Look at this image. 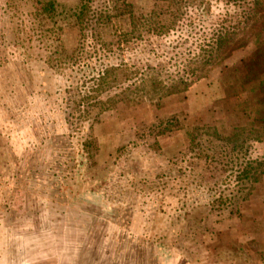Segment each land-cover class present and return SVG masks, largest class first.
<instances>
[{
  "label": "rangeland",
  "instance_id": "obj_1",
  "mask_svg": "<svg viewBox=\"0 0 264 264\" xmlns=\"http://www.w3.org/2000/svg\"><path fill=\"white\" fill-rule=\"evenodd\" d=\"M36 1L0 0V264H49L58 249L68 264H264V177L251 200L237 206L239 215L210 214L214 180L187 172L183 182L189 203L206 216L200 222L214 235L192 231L198 217L190 226L192 216L188 225L168 230L148 220L157 205L153 191L158 183L180 182L181 171L164 166L188 150L190 128L214 129L224 136L239 129L246 155L264 162V93L257 79V74L264 78V62L258 67L264 57L257 54L258 44L252 40L240 46L205 74H189L190 58L215 37L232 13L230 5L210 0L211 12L195 11L168 34L125 44L127 10L149 13L163 3L95 0V13L108 7L112 17L103 22L104 30L99 28L106 38L101 44L96 43L99 22L86 38L72 16L61 23V31L55 30L57 23L51 27L34 12L43 4ZM59 1L70 10L74 0ZM55 34L67 49L75 48L79 38L86 40L78 61L58 58ZM122 63L134 79L99 98L127 89L126 96L135 102L117 98L92 124L95 78ZM153 72L189 77L191 84L159 105L138 89L144 88L143 78L150 83ZM171 117L178 118L180 128L159 136L162 149L153 151L155 139L146 126ZM203 140L209 147L217 141L212 136ZM90 149L102 163L112 160L92 168ZM221 156L230 158L225 152ZM165 171L167 176L153 184ZM141 198L144 206L137 203ZM165 230L170 231L167 242H156L155 234Z\"/></svg>",
  "mask_w": 264,
  "mask_h": 264
},
{
  "label": "trees",
  "instance_id": "obj_2",
  "mask_svg": "<svg viewBox=\"0 0 264 264\" xmlns=\"http://www.w3.org/2000/svg\"><path fill=\"white\" fill-rule=\"evenodd\" d=\"M159 1L158 5L163 3L162 6H157L149 13L144 12L142 14H136L131 10H127L128 12L126 15L130 20V30L125 33V37L122 38L121 41L125 44H131V42L139 41L146 36H161L163 34H168L176 30L181 23L191 16V14L193 15L195 11L205 13L211 12L212 9L210 0ZM224 1L227 5H230L232 13H227V18H225L222 27L217 31L215 37L203 42L201 44L203 46H200V51L194 57L190 58L191 61H189L188 64L192 68L189 74L196 75L198 72L203 71L205 74L211 71L217 65L223 63L225 58L230 56L232 51L240 46L247 45L252 40L258 44V56L264 57V0ZM65 2L59 0H37L36 3L43 4L40 5V9L37 11L34 10V12H36V15L40 19L42 18V22L43 20L48 21L51 27L53 24L57 23L55 24L57 26L55 30L59 29L60 31L63 29L61 23L72 16L80 36L85 38L87 35L86 31L89 30L94 23L99 22L97 23L99 25L97 28L98 32H101H99L96 43L105 41L104 39L106 38H103L102 30L106 28V25L103 22H110L112 20L108 7L105 9V13L102 10L95 13V0H74L70 10H67ZM126 7L128 8V6H125V8ZM101 13L102 15H100ZM100 27H102V30L99 29ZM59 34H55L56 38H54L58 41V58L65 59L66 61L77 59L78 61L85 50L86 40L84 38H79L75 48L67 49V46H63V40ZM61 53H63V55ZM263 62L264 61L261 62L260 60L258 66L260 70L263 68ZM64 65H67V63L64 62ZM161 68L164 69V71L167 70V68L163 66H161ZM152 70L158 73H162L163 71L157 70L155 67H152ZM153 74L154 75L149 81L150 83L146 84V79L143 78L144 88L138 89H140L139 92L144 90V94L147 95L152 102L159 103V105L167 97L180 91L187 90L191 84L188 81L189 77L170 76L168 74L163 77V75H155L154 72ZM132 79H134V75H132L131 70L123 63L120 64V66L114 65L113 67H109L100 75L99 79L95 78V85L91 90L92 95L96 98L92 104V112H96V110L97 112L94 113L95 116H92V121H94L92 124L99 120L103 112L111 109L109 106L113 107L112 103L114 100H117V98L121 99L118 100L121 101L120 103L135 102L133 96L132 98L126 96L127 89H124L121 93L117 91L118 95L115 94L107 99L99 98L101 93L117 88L120 84L127 83ZM257 79L260 80L259 89L264 93V78L261 77V74H257ZM131 95L129 96L131 97ZM146 128L150 136L155 139L151 144L152 150L160 152L162 148L159 143V136L168 135L178 130L180 128V121L176 117H171L146 126ZM186 136L189 141L188 150L177 158L170 159L169 163L164 166L166 170L177 168L181 171L180 178L176 180L180 182L176 183L174 186H168L167 183L162 180L167 176L166 171L163 174L159 173L157 179L153 182V184H157V182L162 180L161 184L158 183L160 186L156 187L158 189L153 191V193L158 195L156 200L157 205L152 206L150 212L151 217L148 220L153 227L165 225L168 230L177 224L185 225L187 222L188 225L189 219L192 216L189 222L190 226L193 218L197 219L198 217L195 226L193 228L190 227L192 231L200 232V234L214 235L216 234L215 232H208L211 227H203L200 222L206 216L198 211L194 205L189 203L190 197H188L187 185L183 182L184 179L186 182L189 176L187 172H191L190 175L194 178L198 177L202 181L205 179L214 180L210 190L215 191L216 195L214 199L209 202L208 209L210 214L216 212H224V214H227L229 212L239 215L241 210H238L237 206L244 205L251 200L254 193L253 190L256 189V186L264 177V170H262L264 162L259 158L254 159L246 155L244 152L246 140L242 142V133H239V129L230 136H224L217 130L208 128L203 129V127L197 126L188 129L186 131ZM206 136H212L217 139L215 146H213V142L209 143L210 147L207 146L206 142L203 140V137ZM243 144L244 146H242ZM241 149H243V152ZM224 152L230 156L228 160H223L221 153ZM112 155L113 154H111V157ZM88 161L89 165L96 169L98 164H107V162H110L107 161L102 163V161L98 160V153L94 151V149L88 150ZM113 161L112 163L116 164L117 158ZM219 173L222 174V177L219 176ZM186 196L188 197L187 200L185 199ZM142 199L144 198H141L137 203L144 206L146 201ZM217 223H219V221ZM167 230L155 234V241L160 242V244H165L170 234V231L168 232ZM192 240L195 241L194 238H192ZM195 245L198 247L199 242H196Z\"/></svg>",
  "mask_w": 264,
  "mask_h": 264
},
{
  "label": "crops",
  "instance_id": "obj_3",
  "mask_svg": "<svg viewBox=\"0 0 264 264\" xmlns=\"http://www.w3.org/2000/svg\"><path fill=\"white\" fill-rule=\"evenodd\" d=\"M104 218H106V217L104 216ZM82 249H84V248H82ZM66 250H67V248H66ZM65 260H66L65 254L60 249H58V250L54 251V253H52V255L50 254V259H48L47 261H49L48 262L49 264H62L63 262H64V264H68L65 262Z\"/></svg>",
  "mask_w": 264,
  "mask_h": 264
}]
</instances>
